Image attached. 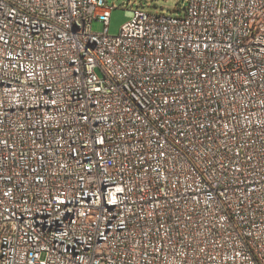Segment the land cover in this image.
Here are the masks:
<instances>
[{
  "label": "built area",
  "instance_id": "2783aa9c",
  "mask_svg": "<svg viewBox=\"0 0 264 264\" xmlns=\"http://www.w3.org/2000/svg\"><path fill=\"white\" fill-rule=\"evenodd\" d=\"M114 7L0 0V264H264V0Z\"/></svg>",
  "mask_w": 264,
  "mask_h": 264
},
{
  "label": "rangeland",
  "instance_id": "374dc122",
  "mask_svg": "<svg viewBox=\"0 0 264 264\" xmlns=\"http://www.w3.org/2000/svg\"><path fill=\"white\" fill-rule=\"evenodd\" d=\"M108 6L112 4L115 7L111 10L109 22L107 24V33L109 35L118 34L121 26L127 22L131 15L129 11L134 9H143L149 12L164 13L175 15L181 13L184 0H105ZM91 30L101 32L103 23L94 20L91 23ZM99 74V70H97Z\"/></svg>",
  "mask_w": 264,
  "mask_h": 264
},
{
  "label": "bare ground",
  "instance_id": "6f19581e",
  "mask_svg": "<svg viewBox=\"0 0 264 264\" xmlns=\"http://www.w3.org/2000/svg\"><path fill=\"white\" fill-rule=\"evenodd\" d=\"M68 30L72 34H81L84 31V16L73 15L68 21ZM122 97H130V89L122 88Z\"/></svg>",
  "mask_w": 264,
  "mask_h": 264
}]
</instances>
